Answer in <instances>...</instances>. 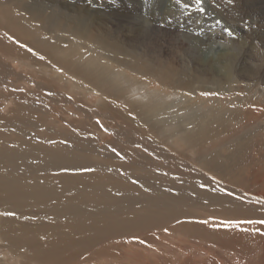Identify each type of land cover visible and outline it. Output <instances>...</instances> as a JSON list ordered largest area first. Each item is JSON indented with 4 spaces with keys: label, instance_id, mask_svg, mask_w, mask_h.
Here are the masks:
<instances>
[{
    "label": "bare ground",
    "instance_id": "bare-ground-1",
    "mask_svg": "<svg viewBox=\"0 0 264 264\" xmlns=\"http://www.w3.org/2000/svg\"><path fill=\"white\" fill-rule=\"evenodd\" d=\"M221 1L222 5H219L231 11V24L250 20V26L264 34V0H233L234 6L228 1ZM23 7L14 3V0H0V81L6 72L9 74L8 71L20 70L19 72L26 73L28 70L27 73L34 77L39 75L48 84H43L46 92L50 87L57 90L62 88L63 82L73 84L72 91L68 94L58 91L60 99L65 103H73L78 96L81 97L79 102L87 105L83 101L87 98L86 94H96V112L106 116L112 125L118 126L123 132H120V136L127 138L129 145H137L146 154L161 160L171 157L172 159L165 160L168 167L174 165L173 172L188 181L189 183L185 182L191 188L186 186L189 191L186 190L185 193L176 192L171 179L172 183L168 188L145 183L134 185L120 177L122 170L115 171L112 167L115 164L108 163L107 167V163L100 160V163L96 161L99 166H95L92 161L96 159L92 160L87 155L95 153L94 149H97L96 144L100 139L94 143L86 138L83 141L71 136L72 141L57 140L53 146L42 143L36 136V140H32L28 137V131V136L22 132L23 125L32 118L31 112L27 107L19 106L14 111L18 117L5 122V128L0 129V203H7L13 209L20 206L36 208L41 213V222L31 225L32 223L22 219L14 222L11 218L0 222L2 248H8L13 257H22V264H67L72 258H82V255L88 253L94 256L98 252L101 257L98 249L114 237L172 224L175 232L189 236L190 240L199 238L200 241H206L216 247L220 254L228 256L225 262L222 258H217L205 263L189 257L184 264H264V235L257 234L264 232V225L247 224L244 227L225 228L221 224L215 229L207 230L199 223L196 225L192 221L186 222L195 219L199 210L202 209L203 212L204 208L217 214L221 220L264 219V203L259 202L264 201V126L258 124L264 120V91L259 90L258 100L257 97L249 99L245 95L237 96L244 91L248 92L246 88L251 85L248 83L249 86L240 87L238 85L241 82H264V53L253 58L238 53L230 54L224 47L218 52L220 57L217 65L212 61L216 66L202 63L193 66L194 64L187 63L190 62L189 59L184 61V68L179 72L180 69L178 71L175 68L176 55L173 58L164 57L158 45V50L154 49L155 51L150 46L152 52L139 47L134 44L137 40L135 34L128 33L124 38L120 37L121 33L125 34L124 16L118 18L117 22H111L110 19L100 23L101 20L98 22L97 19L90 18L85 21L68 18L67 21V18L58 19L56 11L57 15H54L52 21H49L51 15L48 14V22ZM243 24H236L233 31L237 30L239 36L252 35ZM221 35L223 37L226 34ZM262 35L257 33L254 41L264 45ZM9 36L16 42L9 40ZM20 44L34 49L46 59H38L26 48L20 47ZM255 49L257 51L256 47ZM213 59L214 57L211 58ZM114 63L118 64L116 67L119 69L113 68ZM28 68L34 70L29 71ZM128 72L142 77V80L133 81ZM15 81H18L17 78ZM154 83H158L161 88L150 92L148 87ZM36 86L41 88L39 84ZM48 86L50 87L47 89ZM41 90L44 91V88ZM200 92L208 95L202 96ZM18 93L20 95L16 97L22 96L23 100L37 95L36 91ZM213 93L221 97L214 105L204 107L198 104ZM78 107L81 108L82 105ZM47 115L45 113V118ZM30 128L29 131L32 132V127ZM24 129L27 130L26 127ZM63 131L66 133L65 129ZM68 132L71 133L69 130ZM66 134L62 137L63 140L69 138L70 135ZM58 135H49L47 138ZM148 139L150 143L154 142L163 148L164 152L169 151L167 155L170 156L167 157L159 147L154 149L152 145H146ZM181 144L182 150L178 151L176 147H181ZM137 159L139 165L142 164L145 169L150 168L146 161L140 163V159ZM89 160H92L94 167L100 169L86 173ZM118 167L120 168V164ZM153 173L157 176L174 177L161 168L155 169ZM138 175L139 178L140 174ZM163 176L158 178L161 180ZM210 177H215L216 180ZM164 183L167 184L168 181ZM197 183L206 187L201 188ZM221 189L233 192L240 199L222 194ZM32 213L35 212H31V215ZM18 215L20 216V212ZM177 220L183 223L175 225ZM178 253L175 252V264L185 255L183 251L180 255ZM0 264H10L9 259H1Z\"/></svg>",
    "mask_w": 264,
    "mask_h": 264
},
{
    "label": "rangeland",
    "instance_id": "rangeland-1",
    "mask_svg": "<svg viewBox=\"0 0 264 264\" xmlns=\"http://www.w3.org/2000/svg\"><path fill=\"white\" fill-rule=\"evenodd\" d=\"M22 1H23V3H22ZM33 1L34 0H26V1L25 0H14V3L23 5L24 9H26L29 12H34V13L38 14V16L42 17L44 20H47V21L49 20L50 15H51L50 16L51 19L49 21H52V20H54V15H57V14H58L57 15L58 19L67 18V21H68V18H70V19L73 18V20L74 19H81L82 21H85L86 18L87 19L90 18L92 20L97 19V21L101 20L100 23H102L103 21L104 22L109 21L110 19H112L111 22H117L119 20L118 18H120L121 16H124V17H126V25H124V27H123V31L125 32V34L121 33L122 35H120V37L124 38L125 36L129 35L130 33L132 35L135 34V37L137 40H136V42H134V44L139 45V47H141L143 49H147L151 52H152V49L153 50L154 49L155 50L160 49V53L164 57H167V58H173L176 55V64L177 65H175V64L174 65L178 71L180 69L179 72H182V70L184 68L183 67L184 61L187 62L189 59H190L189 60L190 62H187V63H189L191 65L194 64L193 66H195V64H198V63L210 64L211 66H213L215 63L217 65L216 62L218 61V59L220 57V55H219L220 53H218V52H220V50L223 49L224 47H226V48H224L225 51H228V53H230V54L238 53V54H242V55H246V56L249 55L250 57H253V58H255V56L259 57V55L262 56L261 54L264 53V48H263L264 45L259 44L258 42L254 41V36L257 33H260L262 35L263 32L261 33L260 31H257L255 28L250 26V24H251L250 20H243L242 22H234L231 24L232 20L230 19V16H229V13H231V11L229 8L220 6V5H222L221 0H219V1L218 0H202L201 4L199 6H197L195 4L194 0H51L52 2L50 0H40V1L35 0L34 2ZM225 1L232 3L233 0H225ZM26 2H27V4H26ZM38 4H40L41 6ZM232 5L234 6V2L232 3ZM43 8H44V10H42ZM48 8H50V10ZM51 8H53V10H52L53 12L51 11ZM60 8H64V9L60 10ZM199 8H203V12H201L199 10ZM32 9H34V11ZM39 9H41V11ZM54 9H56V10L54 11ZM75 9L78 11H76ZM56 11H57V14H56ZM73 12H74V14H73ZM48 14H50V15H48ZM240 23L241 24L244 23L243 25L246 26L247 28H249L248 29L250 31L249 33H251L253 36L249 35V34L248 35L247 34L246 35L241 34L242 36H239V33H236L237 30L233 31L234 26H236V24L239 25ZM138 25H139V27H138ZM126 29H129L130 31L126 30ZM136 29H138V30H136ZM139 29L143 32V34L141 31H139ZM251 29H252V31H251ZM127 31H129V32H127ZM138 33H141V34H138ZM221 33L226 34V35L222 37ZM229 33H231V35H229ZM236 34H238V35H236ZM236 36H238V37H236ZM262 36L264 38V34ZM250 38H251V40H250ZM149 39H150V41H149ZM146 40H148V41H146ZM224 43H227V44H224ZM234 43L235 44L237 43L236 44L237 46ZM244 43L245 44L247 43V44L245 45ZM171 44H172V46H174V48L171 46ZM144 45H146V46L144 47ZM157 45L159 46V48ZM239 45H240V47H239ZM241 45H242V47H241ZM150 46L152 49H150ZM171 47H172V49H171ZM181 47H183V48H181ZM230 47L233 50H231ZM255 47L257 48V51H256ZM261 48H263V49H261ZM254 49L256 52L254 51ZM262 50H263V52H262ZM164 52L166 54H164ZM194 52L197 54H195ZM253 52L255 54H252ZM176 53H178V54H176ZM193 53H194V55H193ZM186 56H187V58H186ZM199 56H201V57H199ZM183 57H185V58L182 59ZM213 57H214V59L211 60V58H213ZM177 58H178V61H177ZM201 59H203V61H201ZM196 61H197V63H196ZM211 63H213V64H211ZM216 65H214V66H216ZM116 66H118V64L114 63L113 68L119 69V67H116ZM28 69H29V71L34 70L33 68H28ZM26 70H27V68L24 69V71H26ZM16 71H18V72L8 71L9 74L6 72L3 75L4 78L1 80L2 82L0 81V86L5 88V91H4V89L2 87H0V104H1V106H0L1 107L0 108V129L5 128V126H4L5 122L10 121L12 118L16 119L18 117V114L14 112L15 109H17L19 106H24V107H27L28 110H30L32 118L29 120V122L27 120L28 123H26V124L27 125L29 124L28 125L29 127L26 124L23 125L22 132H24L23 134H25L27 136L30 134L31 136L29 135L28 137L31 138L32 140H36L38 138L39 141H41L42 143L49 144L51 146H53V144L55 145V141H57V140L62 141V142L63 141L65 142V140L66 141H72V139H73L72 137H74V136H76V137H74L75 139L77 138V139L83 140V138H84V140H85V138H86V140H88V141L92 140V141H94V143L99 142V141H96L98 139L101 140L98 144H96L97 149H94L95 153H92V154L88 153V155H87L88 158L92 157L90 159H92V160L96 159V160H94L95 162L92 160H89L90 163L85 168L86 173L97 171V169L99 167H97V168L94 167L92 162L96 166L100 163V160H103L102 161L103 163L104 162L107 163L105 166L108 167L110 165V163H112L113 165L115 164L114 165L115 167L112 166L115 169V171H116V169H118V170L121 169L124 174H121L122 171L120 170L121 171L119 173L120 177H122L123 179L125 178V181H127L128 183H131L132 180H137V181L140 180L141 182H139V183H145V184H149L152 186L154 184H155L154 186L162 185L165 188H168L169 185L173 181V184H175L176 192L180 191V192L185 193L186 190L189 191V189L187 188L189 185L186 184V182L187 183H189V182L183 178L178 177V175L173 172V170H175L173 168L174 165H172V167L169 165L170 167H168V164L166 163V161L168 158H171V157H168L170 155H167L169 151L164 152L165 150H163V148H160L154 142L150 143L149 139L146 140V145L150 144V145H152V147L154 149H157V147H159L161 152L163 151L167 155L168 158L164 157L163 158L164 160H161L160 158H157L154 155L146 154V152H144L141 148L136 147L137 145L136 146L129 145V143H128L129 140H127V138H125L124 136L123 137L120 136L121 135L120 132L123 133L121 131V129L118 126L112 125L111 122L109 121V119L106 118V116L103 117L100 115V113L96 112L95 105L98 103V96H96V94H92V93L86 94L87 98L83 101H86L87 105L79 102L81 97H78V96H76V99L73 103H71V104L65 103L64 101H62V99H60L58 94H59V92H62L64 94L70 93L72 91L73 84L70 83L71 85H69V83L66 84L63 82V84L61 83L63 89L59 88L58 90L52 89L50 86H48L47 89L50 87V90H48V91H50V92L52 91V93H53V95L49 96V95L45 94V92H46L45 87L48 84L44 80H42L39 75H36L34 77L29 72L27 73L28 70L26 71V73H21V72H19L20 70H16ZM54 71L57 72L56 70H53V72ZM10 74H11V76H10ZM128 74H131V78L135 82H136V79L142 80V77H138L137 75H133L130 72H128ZM55 75L56 74H54V77H56ZM16 78L18 81H15ZM4 79H6V80H4ZM9 79L12 81H9ZM27 81L32 82L36 85L39 84V86L41 88H36L37 87L36 85L33 86V84H31ZM243 82H241L238 86H240V87L249 86V84H251L249 86L250 89H249V87L246 88L247 91L249 90L248 92L244 91L246 89H243L244 92L241 93V95H237V96H239V97L243 96L244 97V95H245V97L249 98V99H252V97L253 98L257 97V100H258V96H260L259 90L264 91V82L255 80L254 82L253 81H245L246 83L242 84ZM11 83H12V85H11ZM43 84L46 86H44ZM236 87H237V84H236ZM42 88H44V91L41 90ZM160 88H161V86L158 83H154L148 87L150 92L156 91V89L159 90ZM260 88H262V89H260ZM12 89H17V91H12ZM20 89H22L23 91H20ZM60 89H62L63 91ZM66 89H68V92ZM18 91L22 92V93H24V91H25V93H31V92L34 93V91H36L35 95L36 94L37 95H36V97H34V98L32 97L29 100H27V99L23 100L22 96L20 98L16 97V96L20 95L18 93ZM1 93H3V94L1 95ZM202 93L203 92H200L199 94L203 96ZM133 94H135V92ZM142 94H144V93L142 92ZM5 96H7V97H5ZM38 96H43L40 98H41V100L43 98L44 99L41 101ZM88 97H89V99H88ZM204 98H206V97H204ZM220 99H221V97L219 96V94L213 93L212 95H210V97L205 99L204 102L202 101V102H199V103L197 102V103L200 105H204V107L205 106L210 107L211 105H214V102H217ZM32 100H35V101H32ZM38 102H39V104H38ZM32 104H34V105H32ZM27 105H31V106L28 107ZM80 105H82L81 108L78 107ZM11 109H13V110H11ZM32 109L34 110V112H32L33 111ZM83 109H85V110H83ZM35 111H36V113H35ZM34 113L39 117L37 118V116ZM45 113H46V115L48 114L46 116V118H45ZM97 121H100V123L97 124ZM30 122H31V124H30ZM52 123L54 125H52ZM55 123L56 124L58 123V124L56 125ZM258 124H262V126H264V120H261L260 122H258ZM54 126H55V128L57 127L59 132L57 131V129L54 128ZM25 127L27 128V130L24 129ZM30 127H32V132L29 131V130H31ZM59 127H61L62 131ZM115 127H116V130H115ZM51 128H53V129H51ZM64 129L66 130V133L69 130L72 134L73 133L74 134L72 135L71 133L68 132L67 133L68 135H67L66 133H64V131H63ZM103 129H107V132H105ZM27 131L29 132V134L26 133ZM48 134L50 136L51 135L57 136L58 134L59 135H58V137H54V138L48 137L47 138V136H49ZM62 134H63V136H62ZM65 134L67 136H69V135L70 136H69V138L63 140L62 137H65ZM96 135H98V136H96ZM32 136H33V138L36 136V139L35 138L33 139ZM38 136H40V137H38ZM46 138L49 139L50 141L47 140ZM42 140H44V141H42ZM111 144H112V146H111ZM113 146H114V148L117 147L116 149L124 155L125 158L123 160L118 158L110 150L111 148H113ZM123 149H125V150L128 149L131 153L128 150L125 151ZM176 149L178 151H181L182 150V144H181V147L177 146ZM106 150H108V151H106ZM106 152L107 153L111 152V153L110 154L108 153L109 154L108 155ZM89 154H90V156H89ZM133 155H134V157H133ZM133 158L135 159V161H133ZM137 158L140 159V163H141V161H143V162L146 161L150 168L146 167V169H145V167L142 166V164H140L141 165L140 166L139 163L136 162L138 160ZM96 161H99V163H97ZM157 161H159V162H157ZM108 163H109V165H108ZM122 163H124V164H122ZM119 164H120V168L118 167ZM166 164H167V166H166ZM155 166H157V167L155 168ZM160 168H161V170H164L167 173L170 172L169 174H172L174 177H172L171 175H164V176L162 175L163 179L160 180L159 178L160 177L162 178V176H157L156 173H153L155 171V169H160ZM106 169L108 170V168H106ZM148 171L152 174H150ZM138 174H140L139 178H138V176H139ZM149 174L151 176H149ZM153 176L155 177L154 179L152 178ZM165 176H167V178H164ZM127 178L129 180H127ZM157 179H159L158 183H157V181H158ZM164 179H167V180H164ZM169 179H171L172 181H170ZM165 181L166 182L168 181V183L165 184L164 183ZM160 182H163V183H160ZM131 184H133V183H131ZM183 185H184V187H182ZM198 185H201V184L197 183V186ZM196 188H199V187H196ZM0 205H1L0 206V210H1L0 212L10 211V210L14 211V212H18L17 214H19V212H20V216L19 215L17 216L19 218H15V219L11 218V220H14V222H16V220H21V219L24 222L32 223L31 225H37V224H40V222H41V220L39 219L41 216V213L36 208H33V207L31 208L30 206H28V207L27 206H20V207L13 209L14 207H12L11 205L8 207L9 204H7V203L6 204L0 203ZM5 207H7V208H5ZM34 209H35V211H34ZM28 210H29V213H28ZM203 210H204L203 212H202V209L199 210V212H198L199 214L195 215V217H196L195 219L188 220L186 222L192 221L191 222L192 224L197 225L199 223L197 221L206 220V221H208L207 224H203V223H199V224L202 226L204 225L205 227L204 226L203 227L207 230L215 229V228L219 227V225H221L219 223V221H221V219L218 218L219 216L217 214H215L212 211L207 210L205 208ZM31 212H35V213H32V215H31ZM206 213H208L209 215ZM201 215H204V216L202 217ZM27 218H30L31 220L30 219L27 220ZM9 220H10V218L0 216V222L9 221ZM33 221H35V222H33ZM174 224L177 225L178 223H174ZM240 226L244 227V226H247V224H243ZM165 228L168 229L167 233L164 231ZM172 229H173L172 224H166L163 226L150 227V228L145 229V230L131 231L130 233L123 234L119 237H114V238L110 239L102 247H100L98 250L101 253V257L99 256L100 254L98 255V252L95 253L94 256H93V254L90 255L88 253L85 256L82 255V258H81V256H78L80 258H78V257L72 258L73 260L71 259V261L67 264H137V263L138 264H175L174 263L175 252L176 253L179 252L178 254L180 255V253L182 251L185 253V255L182 256V258H180L179 263H177V264H184L185 261H187L189 257H193L195 261L203 262V263L209 261L210 259L222 258L221 260H224L223 262H225V260L228 259L227 254H224V253L220 254L219 250L216 249V247L214 248L212 244L206 243V241H202V240L200 241L199 238H191V240H190L189 236H187L185 234L181 235V233L175 232ZM198 239H199V241H198ZM140 240L145 241V243L144 244L139 243L138 241H140ZM1 243L2 242L0 240V247H1V249H0V260L8 258L10 264H22V262H23L22 257H13L9 253L8 248H2ZM205 255H206V257H205ZM76 259L77 260L79 259V260L77 261ZM134 259H136L137 261Z\"/></svg>",
    "mask_w": 264,
    "mask_h": 264
},
{
    "label": "snow or ice",
    "instance_id": "snow-or-ice-1",
    "mask_svg": "<svg viewBox=\"0 0 264 264\" xmlns=\"http://www.w3.org/2000/svg\"><path fill=\"white\" fill-rule=\"evenodd\" d=\"M194 2H195V4H196L197 6H199V5L201 4L202 0H194ZM199 10H200L201 12H203V8H199ZM229 35H231V33H229ZM8 39H9V40H13L14 43L16 42V41L14 40V38L11 37V36H9ZM19 46L22 47V48H26L28 52H30L33 56H37V58L40 59V60H42V61L46 59L45 56H43V55H39L34 49H32V48H30V47H27V46L24 45V44H20ZM61 71H62V70H61ZM33 86H35V85H33ZM12 91H17V89H12ZM20 91H23V90L20 89ZM45 94H46V95H49V96L53 95V93L50 92V91L46 92ZM202 94H203V95H208V93H202ZM69 99H71V97H69ZM99 123H100V121H97V124H99ZM103 130H104L105 132H107V129H103ZM110 150H111V151H112V152H113L118 158H120V159H122V160L125 158L124 155H123L121 152H119L116 148L113 147V148H111ZM121 174H124V173L121 172ZM210 179H212V180H216L215 177H210ZM217 182H218V181H217ZM131 183H133V184H138L139 181H137V180H132ZM201 187L204 188V187H206V186L203 185V184H201ZM220 191H221V193L224 194V195H227V196H233L235 199H240L239 196H235L234 193L231 192V191H228V190H226V189H221ZM259 202H260V203H264V201H259ZM0 216H4V217H6V218H14V219H15V218H18V217H17V213L14 212V211L0 212ZM197 222H199V223H203V224H207V223H208V221H206V220H201V221H197ZM177 223H178V224H179V223H183V221L177 220ZM219 223L222 224L225 228H230V227H237V228H238L240 225H243V224L264 225V219L221 220V221H219ZM226 225H227L228 227H226ZM164 231L167 233V232H168V229L165 228ZM257 234H259V235H264V232H259V233H257ZM138 242L141 243V244H144V243H145V241H142V240H140V241H138ZM149 246H150V245H149Z\"/></svg>",
    "mask_w": 264,
    "mask_h": 264
}]
</instances>
